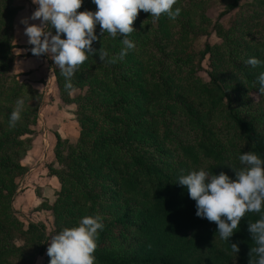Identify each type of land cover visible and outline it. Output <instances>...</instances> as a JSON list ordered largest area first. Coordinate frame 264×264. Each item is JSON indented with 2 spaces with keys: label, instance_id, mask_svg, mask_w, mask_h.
Returning a JSON list of instances; mask_svg holds the SVG:
<instances>
[{
  "label": "trees",
  "instance_id": "1",
  "mask_svg": "<svg viewBox=\"0 0 264 264\" xmlns=\"http://www.w3.org/2000/svg\"><path fill=\"white\" fill-rule=\"evenodd\" d=\"M238 1L232 0L228 9L235 8ZM85 9L95 10L96 5L92 0H83L81 8L77 11ZM16 10L11 0H0V73L8 70L7 60L12 49L15 48L12 44L11 30ZM95 31L98 40L93 43V47L97 50L114 53L123 47V37L118 35L113 38L107 32L101 34L99 25L96 26ZM130 37L140 39V31H133L129 34L128 38ZM262 44L264 47V42ZM238 46L241 47V44L239 43ZM210 51L209 45L206 44L201 56ZM260 51V49L255 50L254 57L264 62V52L261 55ZM235 59L239 58L235 57ZM235 59L232 58L230 62L239 67V72L241 71L245 78L244 92L253 90L258 93L257 77L264 72V63L256 67L244 68L243 62L238 60L235 63ZM122 61L131 62L132 71L128 72L121 68L116 76L110 77L112 74L110 64L100 61L97 54L89 56L77 68L70 89L65 87L66 79L61 71L54 70L57 87L62 93L69 94L70 90L88 86L90 90L88 89L86 94L89 91L88 97L93 100V93L105 87L103 102L111 99L108 95H114L117 99L116 103L101 109V116L110 117L104 125L101 122L104 120L97 118V112L94 111L93 115L78 119L81 131L77 151L61 156L58 150H55L58 162L72 172L78 168L77 171L85 183L77 186V180L74 183L68 181L69 186L57 192V200L51 207V211L55 214L56 226L53 234L62 230L59 223L64 218L65 209H70L72 215L68 214L64 223L75 222L84 216L96 213L95 204L99 193L95 192L92 186L101 183L102 192L105 193L109 185H113L116 187L113 196L120 193L130 196L136 200L137 208L134 213L129 207L114 219H110L107 215L102 217L104 227L99 231L96 240L95 264H219L221 259L227 263L232 257L237 259L238 264H251L257 258L251 251L256 245L251 239L247 224L257 220L261 213L246 212L239 222L238 229L229 237V241L221 240L219 233L216 232L215 222L195 215V201L189 198L187 189L177 182L180 175L165 174L141 153L148 136L158 143L165 138V133L159 132L157 122L152 120L146 127L148 119H151L147 117L138 125L133 124L125 128L122 124L127 122L129 116L143 119L150 109H158V111L162 109L174 115L182 102L183 109L189 113L185 125L188 130L194 132L191 142L181 143L177 148L180 152L178 156L189 166V170L184 174L203 167L210 174H219L223 171L230 178H234L232 169L238 170L242 167L239 162L241 153L253 151L264 158V130H260L251 119L242 116L237 110L225 107L224 99L229 98V95L213 72H210L208 82L193 75H185L180 83L174 85L179 88H173L170 81H173L171 76H176L175 73L170 75L162 71L163 76L156 75L153 78L150 75L146 76L147 66L142 65L131 51L127 52ZM191 63L193 62L189 64ZM209 64L213 67L210 62ZM7 80L4 78L0 85L5 87ZM14 81L16 82V79L12 78L8 83L12 84ZM99 82L103 83L102 88L91 86ZM171 95L182 98V101L172 98ZM133 96L139 99L137 110L132 109L135 106L133 101L131 104L127 102L120 116L115 106H118L120 101ZM259 96L264 100V95L259 94ZM33 105L36 110L39 101ZM13 109V106L0 109V218L4 216L0 221H7L8 218L9 200L17 188L14 177L26 170L17 159L20 147L25 144L24 136L30 133V129L18 121L15 126L9 125ZM32 119L33 121L36 119V112ZM109 123L116 128L108 131L106 125ZM211 128L220 137L225 138L230 147L236 149L237 153L234 157L223 156L217 142L211 138L213 135ZM103 132L105 134H102ZM55 137L56 144L62 142L58 133ZM128 145L132 150H136V153L129 154ZM86 178H94V180L86 181ZM106 180L109 181L107 185ZM9 223L14 230H21L23 235H27L34 251L26 250L25 246L2 244L3 232L0 229V264H14L12 257L20 264H25L22 261L26 257L43 255L44 236L35 231L36 225L29 223L24 230L22 224L14 220ZM72 225L76 226V223ZM110 226L120 227L122 234H131L132 242H129L126 250L107 246L106 241L112 239L109 234ZM130 226L129 231H126V227ZM231 243L238 244V253L231 250ZM28 253L30 256L27 255ZM47 257L50 259L48 255Z\"/></svg>",
  "mask_w": 264,
  "mask_h": 264
},
{
  "label": "rangeland",
  "instance_id": "2",
  "mask_svg": "<svg viewBox=\"0 0 264 264\" xmlns=\"http://www.w3.org/2000/svg\"><path fill=\"white\" fill-rule=\"evenodd\" d=\"M231 2L232 0H177L173 8L179 7L181 12L174 20L163 14L157 20L147 12L138 11L132 26L135 32L140 31V39L129 38L135 44V47L129 51L142 65L147 66L146 76L150 75L152 78L156 75L163 76L162 71L170 75L175 73L176 76H171L173 81H170L173 88H179L174 85L180 83L185 75H193L208 82L209 74L213 72L229 95V98L224 99L225 107L237 110L242 116L251 119L260 130H264V100L256 91L244 92L245 78L242 72H239V67L230 62L232 58L237 57L240 62H243V67L247 68L250 65H247L245 61L255 56V50L260 49L263 55L264 47L261 43L264 42V0H239L235 8L228 9ZM11 4L17 8L11 30L12 44L15 48L12 49L7 60L8 70L0 73V83L4 78L8 80L15 78L16 82L9 84L7 80L5 87L0 85L2 86L0 109L9 106L15 108L16 100L23 98L24 110L18 122L28 127L30 133L24 136L25 144L19 149L17 161L26 170L14 177L17 188L9 200L8 210L10 211L7 221H0V229L3 232L1 242L25 246L26 250L33 252L34 248L30 246L31 242L27 239V235H23L21 230H14L9 222L14 220L22 224L24 230L29 223L34 224L37 227L35 231L44 236L42 243L45 250L43 255L26 257L22 262L48 264L50 259L47 257L46 249L56 229L55 214L51 211V207L57 200V192L69 186L68 181L74 183L77 180V186L85 183L77 171L78 168L72 172L58 162L55 150L57 149L61 156L77 151L81 131L78 119L93 115L94 111L97 112V118L104 120L101 121L104 125L110 117L101 116L100 111L105 106L116 103L117 97L108 95L111 99L103 102L106 88H102V82L91 84L94 87L99 86V89L102 88L101 91L93 93V100L88 97L89 91L86 94L90 88L88 86L70 90L69 94L62 93L57 87L54 76V70L60 69L49 56H34L31 53L32 46L27 42L25 25L20 22L22 17H29L37 6L31 0H11ZM29 23H39V21L29 20ZM51 31L55 33L54 28H51ZM239 43L241 47L238 46ZM206 44L211 51L206 52L202 57L201 53ZM119 52H109V56L118 57ZM229 55L231 57H228ZM117 60L109 65L112 69L110 77L116 76L121 68L128 72L132 71L131 62L124 63L120 59ZM238 60L235 59V63ZM121 61L122 64L119 65ZM190 62L193 63L189 64ZM19 85L24 87L19 88ZM171 97L182 101V98L175 95ZM36 101H39V105L35 110L33 104ZM132 101L135 103L132 109L137 110L139 104L137 96L120 101V104L115 106L120 116H122L123 106L127 105V102L131 104ZM35 112L36 119L33 121ZM173 114L170 115L162 109L159 111L150 109L143 119L129 116L126 119L127 122L122 125L125 128L133 124L138 125L145 118L151 117L145 125L147 127L152 120H155L159 132L165 133V138L158 143L148 136L141 153L165 174L179 176L188 171L189 166L178 156L180 154L178 145L191 142L194 132L188 130L185 125L189 113L183 109L182 102ZM106 128L109 131L116 126L109 123ZM211 130L213 131L211 138L217 142L223 156L234 157L237 153L236 149L230 147L226 139L220 137L213 128ZM57 133L62 139L59 144H56L55 134ZM127 148L130 150L129 154L136 153V150H132L129 145ZM88 180H94V178H86V181ZM105 184H109V181L106 180ZM92 188L99 193L94 215L99 214L101 217L107 215L110 219H114L129 207L135 213L136 200L122 193L113 196L115 186L109 185L105 193L101 191V183L97 186L93 184ZM68 214H71L70 209H65L64 218L59 223L62 229L79 223L80 219L69 222L72 223L71 225L64 223ZM3 217L0 219L2 220ZM129 228L131 226L126 227V231H129ZM109 230L112 239L106 241L107 246L126 250L129 242H132L131 234H122L120 227L110 226ZM27 255L30 256L29 253ZM12 260L14 264H20L14 257ZM219 264H238V262L235 257H232L230 262L226 263L221 259Z\"/></svg>",
  "mask_w": 264,
  "mask_h": 264
},
{
  "label": "clouds",
  "instance_id": "3",
  "mask_svg": "<svg viewBox=\"0 0 264 264\" xmlns=\"http://www.w3.org/2000/svg\"><path fill=\"white\" fill-rule=\"evenodd\" d=\"M37 7L29 17H22L31 53L34 56L47 55L60 69L66 79V88H72L71 80L77 68L89 56L97 54L99 60L109 64L123 60L127 52L135 47L128 38L134 31L133 21L138 11L150 14L154 19L166 15L176 19L181 9L173 8L177 0H92L95 10L81 8L83 0H31ZM29 20L39 23H29ZM107 32L113 38L123 37L118 57H111L106 50H97L93 43L98 40L95 31ZM51 28L55 29L53 34ZM63 34V36H62ZM245 63L252 67L261 60L249 57ZM258 93L264 95V72L257 77ZM24 99L18 98L10 114L9 125L15 126L24 110ZM242 165L233 170L234 178L221 171L209 173L205 168L191 170L178 177L179 185L187 189L190 199L195 201V215L215 222L221 240L229 241L238 229L246 212L261 213L247 228L255 247L251 249L256 259L251 264H264V158L253 151L239 155ZM104 227L103 218L97 215L84 216L73 227H65L52 235L46 249L49 264H95L99 231ZM231 250L238 253L237 243H231Z\"/></svg>",
  "mask_w": 264,
  "mask_h": 264
}]
</instances>
